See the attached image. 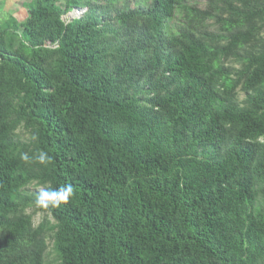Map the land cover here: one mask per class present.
Here are the masks:
<instances>
[{"label": "trees", "instance_id": "1", "mask_svg": "<svg viewBox=\"0 0 264 264\" xmlns=\"http://www.w3.org/2000/svg\"><path fill=\"white\" fill-rule=\"evenodd\" d=\"M203 3L0 20V264H264V0Z\"/></svg>", "mask_w": 264, "mask_h": 264}, {"label": "rangeland", "instance_id": "2", "mask_svg": "<svg viewBox=\"0 0 264 264\" xmlns=\"http://www.w3.org/2000/svg\"><path fill=\"white\" fill-rule=\"evenodd\" d=\"M204 1L205 0H195V2L201 6L204 5ZM25 2H28V0H0V20L4 19L3 17H5L6 14H12L18 20L24 19L26 16V9L23 3ZM83 11H79L77 8H74L66 13L62 18L64 21H69L74 17L81 16ZM29 190L40 192L42 188L40 186L32 185L29 187ZM33 219L35 224L38 223L41 219V214L36 213Z\"/></svg>", "mask_w": 264, "mask_h": 264}, {"label": "clouds", "instance_id": "3", "mask_svg": "<svg viewBox=\"0 0 264 264\" xmlns=\"http://www.w3.org/2000/svg\"><path fill=\"white\" fill-rule=\"evenodd\" d=\"M22 159L28 161L30 158L27 154H22ZM37 159L41 163H45L50 159L47 153L41 152ZM73 195V187L71 184H67L59 189L54 190H44L36 198V205L47 208L49 205L52 207H58L61 202L66 203L69 197Z\"/></svg>", "mask_w": 264, "mask_h": 264}, {"label": "water", "instance_id": "4", "mask_svg": "<svg viewBox=\"0 0 264 264\" xmlns=\"http://www.w3.org/2000/svg\"><path fill=\"white\" fill-rule=\"evenodd\" d=\"M77 9H78L79 11H83V10H84V8H79V7H78Z\"/></svg>", "mask_w": 264, "mask_h": 264}]
</instances>
